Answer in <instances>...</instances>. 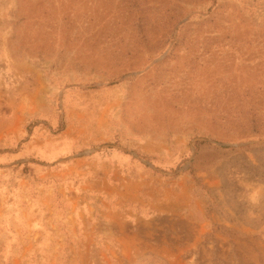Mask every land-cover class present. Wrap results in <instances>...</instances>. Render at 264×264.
I'll return each instance as SVG.
<instances>
[{"label": "rangeland", "instance_id": "obj_1", "mask_svg": "<svg viewBox=\"0 0 264 264\" xmlns=\"http://www.w3.org/2000/svg\"><path fill=\"white\" fill-rule=\"evenodd\" d=\"M0 264H264V0H0Z\"/></svg>", "mask_w": 264, "mask_h": 264}]
</instances>
